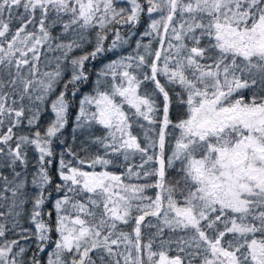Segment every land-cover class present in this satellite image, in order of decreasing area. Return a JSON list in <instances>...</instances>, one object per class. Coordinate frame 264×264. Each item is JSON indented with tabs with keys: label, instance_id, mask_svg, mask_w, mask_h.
Instances as JSON below:
<instances>
[{
	"label": "snow or ice",
	"instance_id": "snow-or-ice-1",
	"mask_svg": "<svg viewBox=\"0 0 264 264\" xmlns=\"http://www.w3.org/2000/svg\"><path fill=\"white\" fill-rule=\"evenodd\" d=\"M129 2L130 8L117 9L114 0H0V129L7 128L0 133V166L12 173L9 179L0 172V201L8 203L0 218L21 217L19 209L30 200L34 226L24 228L14 220L11 230L18 229V239L0 245V264H26L27 249L20 240L33 238L35 250L27 264H41L40 254L49 244L54 247L45 264H264V0ZM144 12L150 23L143 35L156 39L158 48L145 44L144 54L108 64L98 76L111 74L119 82L84 96L75 117L76 128L96 124L107 130L94 141L105 155L110 151L128 162L139 154L141 162L126 163L125 173L117 175L85 171L61 153L55 190L63 196L54 201L53 224L52 212L44 207L53 183L54 140L68 123V97L88 79L86 63L122 41L119 30L108 26L139 24ZM58 25L61 34L53 36ZM97 25L102 31L94 48L70 56L83 49L85 36L79 30ZM103 30L115 33L108 49ZM72 33L78 38L65 41ZM42 50L60 53L54 71L41 72ZM62 61L71 74L57 94ZM133 68L141 70L142 78ZM160 76L182 90L177 103L184 113L175 121ZM146 81L154 85L153 94L162 96V106L153 94L141 93ZM52 94L54 118L41 128V106ZM125 104L133 116L158 125L145 132L143 145L132 132ZM25 121L30 131L17 135L14 129ZM170 127L179 135L166 156ZM29 150L38 154L30 197L26 179L17 171L28 168ZM68 153L93 169L113 164L105 156L86 161L70 148ZM170 169L177 178L168 177ZM150 190H155L152 195ZM9 230L0 223V238Z\"/></svg>",
	"mask_w": 264,
	"mask_h": 264
},
{
	"label": "trees",
	"instance_id": "trees-1",
	"mask_svg": "<svg viewBox=\"0 0 264 264\" xmlns=\"http://www.w3.org/2000/svg\"><path fill=\"white\" fill-rule=\"evenodd\" d=\"M140 3L144 4V0H139ZM114 5L119 8H130V2L129 0H114ZM146 7V5H145ZM22 11V10H21ZM154 18H158L157 14H153ZM6 18V17H5ZM66 19V17H65ZM150 23V17L149 15L144 12L141 14V19L140 23L136 25H130V24H122V25H109L108 27L111 29H118L119 33L122 37V41H117V46L116 48L112 49L111 51H106L101 55H98V57L95 60H91L86 63L85 67L88 72V79L86 81L80 82L77 85V92L76 95L73 97L69 95V99L71 101L70 104V110H69V115H68V123L66 127L62 130V135L59 137V139L54 140V147L56 151V158L53 160V164L50 166V175L53 177V183L52 185H49L47 188V191L51 193L50 196H48L44 211L45 212H52V217H51V222L54 224L55 223V210L53 208L54 201L60 197L63 196L62 192H57L55 190V184L59 183V179L56 175V171L59 165V159H60V154L64 153V159L65 161H71L73 166L81 167L85 171H109L114 174L120 175L125 173L126 163H131V164H139L140 161V156L139 154H136V156L131 159L128 162H125L123 160V157L119 154H113L109 151L107 155H105V150L104 148L95 143V138L96 137H102L107 134V130H105L102 126L93 124L91 126H86L84 128H76V120L75 117L79 113V102L81 99H83L84 96L86 95H95V91L98 87L103 88L105 90H108L109 85L113 82H119L120 77L116 78V81H113V78L111 74L105 77L98 76V73L105 70L106 66L110 64L112 61H119L122 58L128 57V56H136L138 53L139 54H144V49L143 45L145 44H150L151 49L155 50L158 48V41L156 39H153V37L149 36H144L143 33L147 30L148 24ZM13 30H15L16 27V22L15 20L13 21ZM31 27V26H30ZM80 34L85 36V41L83 49H78L75 50L73 53H70V56H76L80 55L83 52H89L91 51L96 43V35L97 32H101L102 30L99 28L97 25L94 28H89L87 30H79ZM106 31V30H103ZM52 34L53 36H58L61 34V27L58 25L52 29ZM107 34V39L104 41V47L106 49L110 48L112 41L115 39V33L114 31H106ZM64 40L67 41L69 39H76L78 38L77 34L72 33L69 35H65ZM123 40H126L127 43H124ZM137 41L140 42L141 47L139 49L136 48ZM60 55L59 52H46L42 50V55H41V72L43 71H54L55 66H56V59L55 57ZM149 61L153 59V57L149 56L147 57ZM62 64V73H63V79L60 84L57 85L56 87V93L62 89L63 87V80H66L70 77L71 74V67L68 65L66 62H61ZM131 71H135L138 76H141L142 78V72L141 70H136L135 68L130 69ZM117 71H122V69H117ZM143 71H147V69H144ZM2 75V73H0ZM159 79L161 80V83L165 84L167 89L169 90V95L172 98L173 105L171 109V118L175 121L177 118H180L183 116L184 113V107L182 105H178L177 103V93H181L182 90L175 85H170L167 84L166 78L163 76H160ZM97 80H99V85L97 84ZM141 93H148V94H153L154 93V85L151 82H144V84L141 85L140 89ZM55 99V94L49 95L47 98L46 103L41 106L42 107V112H41V117L39 124L41 128L46 127L47 123L54 118V114L50 110V103L51 101ZM119 99V98H118ZM153 99L156 101L157 105L162 106V96L159 94H153ZM25 104H28V101H24ZM125 111H127L131 117L132 120V132L134 135H136L141 144L143 145L145 143V137L144 134L145 132L150 129V128H155L158 130V125L153 126L149 125L147 121H144L142 118L135 117L132 115L134 112L133 109H131L128 105H124ZM91 110V109H90ZM140 125H143L141 127ZM75 129V131H74ZM7 128L6 126L2 129H0V133L6 131ZM30 131V126L27 125V122L25 121L23 125H21L19 128L14 129V132L19 134H27ZM169 135L166 138V150L165 154L170 155L171 150L175 144V138L179 135V131L176 129H172L171 127L169 128ZM149 135L153 138H155V131L149 132ZM75 137V138H74ZM60 141H63L61 143ZM71 149L76 156L79 159H84L86 161H90L91 159H94L97 155L100 156H105L107 159L113 160V164H110L107 166V168L101 166V165H96L95 168H90L88 167V164L85 165H79L78 160L73 158L72 155H69L68 149ZM155 151H158L155 150ZM37 153L34 152L33 150L28 151V159H29V166L26 170H21L19 167L17 168V171H22V174L24 178L26 179V193L30 197L34 192H35V187L31 184L32 180V175L35 171L33 165L36 163V158H37ZM3 164V159L0 158V165ZM0 172H3L4 175H7L9 179H12V173L9 168L2 167L0 166ZM178 174L175 169H170L168 171V177L170 179L177 178ZM126 182H140L142 183L143 181H136L134 178L129 181L127 178H125ZM155 190H150L149 195H152ZM10 195V194H9ZM0 204H3V207H0V211H8V203L4 201H0ZM32 204L31 201L29 200L27 203H25L21 209H19L22 212L21 217L17 218L15 216H5L3 218H0V223H4L9 231L6 232V236L3 238H0V245L3 244L4 240H11V239H18V236L16 235V232L18 229L11 230L12 225L14 220L18 219L19 223L21 226L24 228H29L34 230V226L30 223L29 221V212L31 210ZM46 220L48 219L47 216L44 217ZM151 219V218H150ZM125 230H130L129 228H126ZM145 235L149 234V230L145 229ZM56 233H52V239L55 240ZM20 245L24 246L27 251L24 255V260L27 264L29 261L30 257L32 256L33 251L35 250V239L31 240H20ZM54 245L49 244L47 246V249L44 253H41V264H45L46 259H47V254L53 249ZM155 247V246H154ZM175 254V253H172Z\"/></svg>",
	"mask_w": 264,
	"mask_h": 264
}]
</instances>
